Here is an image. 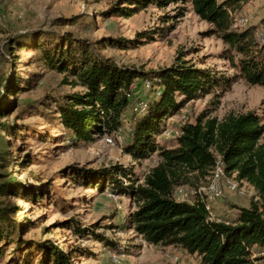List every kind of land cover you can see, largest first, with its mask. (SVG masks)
<instances>
[{
  "label": "rangeland",
  "instance_id": "rangeland-1",
  "mask_svg": "<svg viewBox=\"0 0 264 264\" xmlns=\"http://www.w3.org/2000/svg\"><path fill=\"white\" fill-rule=\"evenodd\" d=\"M117 2L0 0V77L13 75L14 80V92L7 93L8 110L0 115V173L9 172L16 181L15 194L0 195V201L13 207L15 226L7 228L6 238L0 240V264H45L47 252L42 247L49 244L68 252L73 264H172L174 256L179 257L178 264H201L178 246L150 244L138 234L129 220L138 206L130 194L119 191L109 179L101 189L95 182H85L84 171L74 172L73 168L94 171L122 165L138 184L162 157L155 152L136 160L128 152L134 124L131 109L117 132L97 134L92 141L78 140L62 124L59 103L85 88L65 82L69 74L45 61L39 43L54 45L55 36L71 32L90 42L100 55L148 76L182 61L209 70L215 79L211 88L165 118L164 128L173 132L156 136L159 144H175L182 127L200 116L223 120L230 114L254 111L264 123V86L251 85L240 76L225 56L228 46L193 11L190 2L152 3L128 17L109 11ZM233 18L248 19L263 42L264 0H247L233 12ZM108 38L133 43L114 46ZM133 88L135 102L158 97L155 90H147L143 80ZM260 143H264V134ZM188 176L186 183L176 186L174 197L195 200L199 188L206 195L207 176ZM119 178L129 184V179ZM228 179L239 183L246 193L226 190L212 202L217 217L233 222L238 207H249L253 200L260 201L264 214V201L250 183L242 182L235 173ZM252 258L256 264H264V251L254 249Z\"/></svg>",
  "mask_w": 264,
  "mask_h": 264
},
{
  "label": "trees",
  "instance_id": "trees-1",
  "mask_svg": "<svg viewBox=\"0 0 264 264\" xmlns=\"http://www.w3.org/2000/svg\"><path fill=\"white\" fill-rule=\"evenodd\" d=\"M181 0H118L109 11L128 17L152 3L163 6ZM193 11L214 27L215 33L228 46L227 59L251 85L264 86V41L258 38L257 27H233V12L247 0H187ZM124 4V5H123ZM54 45L39 43L43 58L53 68L67 72L65 82L82 86L84 92L65 96L59 103L62 124L80 141H92L97 134L117 132L127 109L133 113V130L128 152L136 160L159 152L162 160L136 184L122 165L99 170L73 168L86 173L85 182L105 188L106 179L119 191L130 194L137 209L130 214L133 229L150 244L178 246L197 255L201 264H253V249L264 251V214L260 201L249 207H238L237 218L230 223L211 221L203 201H180L174 197L176 186L189 180L188 174L207 176V182L220 155L229 174L250 183L264 201V123L254 111L230 114L223 120L198 117L186 123L175 144L156 142L164 131L167 116L179 111L186 102L208 92L215 82L211 72L193 64H180L160 70L154 75L130 66L119 65L100 55L86 39L71 32L55 36ZM109 44L124 46L133 43L125 38H108ZM37 42V41H36ZM13 42L9 44L12 51ZM12 53V52H11ZM72 80L69 81V77ZM157 78L160 96L148 102L143 114L133 112V87L138 80ZM13 75L0 77V115L8 110L7 93L13 89ZM140 100V99H139ZM138 101V100H137ZM5 116V115H4ZM0 153V157H1ZM129 179L125 185L119 178ZM16 181L9 172L0 173V195L15 194ZM0 201V240L13 226L12 209ZM82 232L80 227H77ZM47 252L45 264H73L71 255L53 244L42 247Z\"/></svg>",
  "mask_w": 264,
  "mask_h": 264
},
{
  "label": "built area",
  "instance_id": "built-area-1",
  "mask_svg": "<svg viewBox=\"0 0 264 264\" xmlns=\"http://www.w3.org/2000/svg\"><path fill=\"white\" fill-rule=\"evenodd\" d=\"M247 25H249L248 19L233 18V27L234 28H240V27H244ZM143 84L147 88V90H151V91L155 90L154 93L157 96L161 95L162 88L160 86H157V88H155L153 80L145 79V80H143ZM151 91H149V93ZM132 95H133V93L131 94V96ZM148 107H149L148 101L145 99H140V100L135 102L133 112H135L137 114H143L144 112L147 111ZM172 132H173L172 128H166L163 131V133L166 135H170ZM180 132L182 133V131H180ZM110 140H112V137H110ZM228 175H229V173L226 171V164H225L223 158L220 155H217L216 164L212 170L211 176L209 177V180H208L205 188L203 187V190L205 191L206 195H204L202 188H199L195 192L196 194L199 195V197L197 199L192 200V199H188V198H179L180 201L195 202L196 200H201L204 202V204L206 206V209L208 211L209 220H211V221H222V222L230 223L231 221H229V220L217 217V215L213 211L212 202L223 197L224 192L226 190L231 191V192H236L239 194H245L246 189L244 187H242L239 183L228 179ZM223 181H225V182H223ZM241 181L244 182L243 180H241ZM186 254L188 256H190L191 258L192 257L199 258L197 255H191L188 253H186ZM172 260H173L172 264H178L179 257L174 256V257H172ZM252 260H253V264L257 263L256 261H254L253 258H252ZM114 261L117 263L120 262L118 255H114Z\"/></svg>",
  "mask_w": 264,
  "mask_h": 264
},
{
  "label": "crops",
  "instance_id": "crops-1",
  "mask_svg": "<svg viewBox=\"0 0 264 264\" xmlns=\"http://www.w3.org/2000/svg\"><path fill=\"white\" fill-rule=\"evenodd\" d=\"M180 248H181V247H180ZM181 250L185 251L183 248H181ZM190 264H191V262H190Z\"/></svg>",
  "mask_w": 264,
  "mask_h": 264
}]
</instances>
